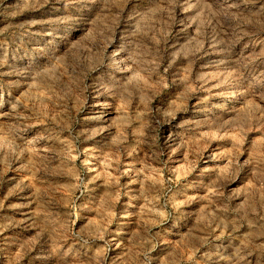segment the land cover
Masks as SVG:
<instances>
[{"label":"rangeland","instance_id":"obj_1","mask_svg":"<svg viewBox=\"0 0 264 264\" xmlns=\"http://www.w3.org/2000/svg\"><path fill=\"white\" fill-rule=\"evenodd\" d=\"M0 264H264V0H0Z\"/></svg>","mask_w":264,"mask_h":264}]
</instances>
